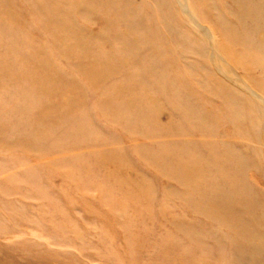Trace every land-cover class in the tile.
<instances>
[{"label":"rangeland","instance_id":"obj_1","mask_svg":"<svg viewBox=\"0 0 264 264\" xmlns=\"http://www.w3.org/2000/svg\"><path fill=\"white\" fill-rule=\"evenodd\" d=\"M0 264H264V0H0Z\"/></svg>","mask_w":264,"mask_h":264},{"label":"bare ground","instance_id":"obj_2","mask_svg":"<svg viewBox=\"0 0 264 264\" xmlns=\"http://www.w3.org/2000/svg\"><path fill=\"white\" fill-rule=\"evenodd\" d=\"M187 6V5H186ZM183 11L185 12V14L187 15V17L191 20L192 23L196 24L197 26H200L198 21L193 17V15L191 14V12L185 7L183 6ZM202 29V28H201ZM229 79V78H228ZM237 79V78H236ZM231 81V80H230ZM249 93V92H248ZM252 93V92H251ZM253 95H255V93H253Z\"/></svg>","mask_w":264,"mask_h":264}]
</instances>
